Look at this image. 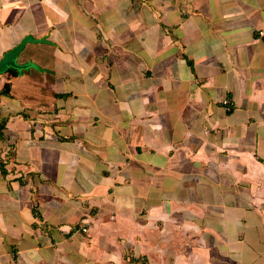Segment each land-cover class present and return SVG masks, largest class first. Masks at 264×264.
<instances>
[{"label": "crops", "instance_id": "0c3cea01", "mask_svg": "<svg viewBox=\"0 0 264 264\" xmlns=\"http://www.w3.org/2000/svg\"><path fill=\"white\" fill-rule=\"evenodd\" d=\"M28 34L0 264H264V0H0Z\"/></svg>", "mask_w": 264, "mask_h": 264}, {"label": "water", "instance_id": "95a60500", "mask_svg": "<svg viewBox=\"0 0 264 264\" xmlns=\"http://www.w3.org/2000/svg\"><path fill=\"white\" fill-rule=\"evenodd\" d=\"M40 43L50 42L48 36L40 38L34 37L32 34L26 35L16 46L4 53L2 59H0V72L6 71L9 67L18 66L17 60L20 52L24 49L27 43Z\"/></svg>", "mask_w": 264, "mask_h": 264}, {"label": "trees", "instance_id": "16d2710c", "mask_svg": "<svg viewBox=\"0 0 264 264\" xmlns=\"http://www.w3.org/2000/svg\"><path fill=\"white\" fill-rule=\"evenodd\" d=\"M7 73L9 76H17L19 74L18 69L16 67H9L7 69ZM11 90V83L8 82L4 85V88L2 89V94L9 95Z\"/></svg>", "mask_w": 264, "mask_h": 264}, {"label": "built area", "instance_id": "2783aa9c", "mask_svg": "<svg viewBox=\"0 0 264 264\" xmlns=\"http://www.w3.org/2000/svg\"><path fill=\"white\" fill-rule=\"evenodd\" d=\"M229 104H230V100L227 98V99H225L224 101H223V105H224V108L226 109V110H230V106H229ZM85 229V227H83V229L82 230H84Z\"/></svg>", "mask_w": 264, "mask_h": 264}, {"label": "rangeland", "instance_id": "374dc122", "mask_svg": "<svg viewBox=\"0 0 264 264\" xmlns=\"http://www.w3.org/2000/svg\"><path fill=\"white\" fill-rule=\"evenodd\" d=\"M47 46H49L48 44H44V43H42V44H38V47H40V48H43V47H47ZM38 47H36V48H38ZM52 52V51H51ZM47 53H50L49 51L48 52H46V57L48 58V54ZM49 58H50V56H49ZM51 59V58H50ZM1 79V78H0Z\"/></svg>", "mask_w": 264, "mask_h": 264}]
</instances>
